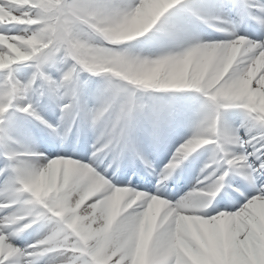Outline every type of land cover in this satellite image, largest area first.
I'll return each instance as SVG.
<instances>
[{
  "label": "clouds",
  "instance_id": "clouds-1",
  "mask_svg": "<svg viewBox=\"0 0 264 264\" xmlns=\"http://www.w3.org/2000/svg\"><path fill=\"white\" fill-rule=\"evenodd\" d=\"M177 2L178 0H110V2L72 0L71 3L59 4L56 14L60 22L55 25L54 30L46 27L51 23L49 19H45L43 24L35 20L22 21L21 18L25 14H31L34 17L53 15V13H45L40 7L29 8L26 0H18L16 4H10L8 0H0V6H2L0 12L6 9L12 19H21L20 23L11 25L23 26L22 29L10 34L13 43L22 41L21 47H25L39 37L46 42L39 53L40 60L46 61L59 53L65 62L72 61L63 76L66 73H72L73 76V73L78 74L81 70L107 76L106 95L101 106L115 94L119 95L120 100L128 97L134 98L136 107L131 116V132L134 139L138 131L137 123L141 119L148 123L153 133H157L161 129L162 122L170 115V113L161 111L151 98L146 100L144 97L137 96V89L193 88L204 97L200 104L195 131L199 125L201 131L199 139L202 141V145H217L220 141L215 138L216 134L211 128L217 110L221 113L225 109L224 106L242 103L240 100L229 97L228 88L235 80L246 75L247 71L257 63V60L248 63L242 55L246 37L238 36L235 41H201L189 32L175 50L162 53L154 58L133 53L127 48L108 47L104 43L115 45L142 36L152 29ZM21 4L23 6H20ZM205 23L213 25V20ZM221 29H226V27ZM213 48L217 52H225L231 48L235 53V59L226 62L224 56L217 55L211 62H205L199 53ZM189 53L192 54L191 61L186 70L182 72V62ZM259 61L261 68L257 77L264 75V54H259ZM113 77L116 79H112ZM74 82V80L69 81V83ZM194 82H198L200 87H189ZM2 91L0 90V93ZM5 102H7L6 98ZM118 110V105L113 106L108 117L103 120L99 138L103 136L104 143L96 149L97 152H100L104 148H109L110 144V150L116 154L117 158L121 155L123 146L113 140L109 135V130L112 119ZM261 110H264V104L261 105ZM83 120L93 128L101 123L93 125L87 112L83 113ZM219 125L220 128L225 126L221 121H219ZM186 144L187 140L177 147V151L187 150ZM232 146L228 145V147ZM9 150L17 151L20 157L28 151L26 145L19 142L15 147L10 146ZM194 150L189 151V154ZM60 160L73 159L54 157L43 165L29 162L43 173L52 168L54 161ZM78 163L86 164L79 161ZM85 170L89 173V178L76 183L73 199L77 201L78 206H83L82 211L98 213L105 218V224H112V247L135 248L146 231L152 233V245L160 240H167L171 229L164 235H158L155 231V224L159 222L164 211L172 210L173 220L176 222L192 221L195 223L199 220L212 222L233 218V226L237 230V247L242 257L237 264H264V200L253 198L246 204L243 212L221 210L212 215L196 214L210 202L214 192L212 189L209 188L204 196L191 201L181 199L178 208H173L176 203L161 196H153L148 199L146 192L129 186L114 185L89 164ZM79 176L80 173L74 174L73 180L78 181ZM97 179L100 181L101 187L94 188L93 183ZM117 194H120V210L113 223L114 200L117 199ZM33 195L27 181L13 184L6 190L0 189V198L16 203L17 207L13 210L15 219L23 221L28 218V223L17 224L16 227L28 228L29 224L36 222L37 215L46 210L38 203H26V200L32 199ZM6 206L0 205V207ZM161 206H163L162 210ZM254 206L259 209L255 216L252 212ZM57 215L59 214L57 213ZM44 218L51 219L47 215L40 217V219ZM54 232L59 233L56 238L46 240V237ZM50 234L37 241V244H43L47 248L60 245L59 248L71 251V255H65L58 264H83V258L78 259L76 251L73 250L80 246L77 236L68 231L60 221L57 222V227L53 228ZM177 239H179L178 230L173 237L174 241ZM3 243L4 237L0 234V248L3 247ZM112 261L113 264H120L118 256H114ZM126 264H131V261H126Z\"/></svg>",
  "mask_w": 264,
  "mask_h": 264
},
{
  "label": "snow or ice",
  "instance_id": "snow-or-ice-1",
  "mask_svg": "<svg viewBox=\"0 0 264 264\" xmlns=\"http://www.w3.org/2000/svg\"><path fill=\"white\" fill-rule=\"evenodd\" d=\"M185 7L189 12L205 22L219 19V17L213 15L211 11L191 5ZM242 8L248 13V15L252 16L253 19H256L262 26H264V0H242ZM3 31H5V28L0 27V32ZM221 31H227V29H221ZM238 36L244 35H236L233 32L234 38L228 40L235 41ZM0 54H6L8 56L12 55V53L8 52L4 47H0ZM259 54H264V40L257 41L247 38L242 52L246 61L251 63L254 60H258ZM199 55L205 60V62H211L217 55L224 56V52H217V50L213 48L211 50L203 51L199 53ZM26 56H31V58H35L38 61V69L39 64L44 62L39 59V54L37 55L33 53L31 49L25 46L24 56L17 57L14 62L9 60L5 64L0 65V70H3L5 73L3 83H0V90H3L2 93H0V116L7 111L8 106L14 98L17 96L26 97V94L32 88L33 79H29L27 82H22L15 77L12 70V65L14 63L29 60L25 58ZM191 56L192 54L189 53V55L184 58L182 62V72L186 70L187 65L190 63ZM39 74L43 76L45 80L49 81L52 91L61 87L63 82L69 81L72 77V73H66L63 76L62 82L57 83L54 80H50L49 77L45 76L42 72ZM189 87H200V85L198 82H194L189 85ZM252 87L254 92H264V75H260L257 79L253 80ZM72 97L73 99L71 103H66L62 106V121L67 117H71L72 122L74 123L76 116H78L80 112H87L92 124L96 125L98 122L102 121L106 112H111L113 106L118 105L119 110L115 113L114 118L112 119L109 135L116 143L123 146L121 154L125 151H131L139 155V152L136 150L135 139L131 132V116L136 107L134 98L128 97L127 99L120 100L119 95L115 94L106 104L97 108H88L86 104L80 103L75 88L72 89ZM5 98L7 102H5ZM237 100L242 101V103L224 107H238L245 110L246 116L250 118L253 127L259 135H254L251 139L244 140L235 129H231L227 126L220 128L219 121L221 113L217 110L216 118L213 121L211 128L216 134L215 138L220 142L215 145L212 162L217 163V157H219V161L226 164L227 168L224 169L222 175H214L212 181L207 185L208 189L210 188L215 191L221 187L224 176L228 175L229 172H236L255 188V194L249 193L245 195L244 201L230 212H236L237 210L243 212L246 204L253 198L264 200V110H261V106L252 98H239ZM20 111L31 114L37 120L46 124L49 128H53L51 124H48L46 120H43V118L35 111L31 101L22 105ZM53 130L56 131L55 128ZM64 134H67V130ZM200 135L201 131L198 125L193 136L187 140L185 146L187 150L180 149L178 152L176 148L171 161L165 166L162 178H167V176L170 175L171 170L189 155V151L197 149L202 145V141L199 139ZM100 139L104 141L103 136H101ZM10 140L11 137L8 136L7 132L0 128V143L3 144V155L7 161L4 168L0 169V175H5L3 186L0 187V189L4 190L13 184L25 182L21 175L20 166L23 162H29L28 160L22 159L17 151L9 150L11 146L9 143ZM228 145H239L241 146V150H232V147H228ZM110 146L111 145L109 144L108 147ZM249 146L253 149L251 152L246 151V148ZM250 157H254L255 159H250ZM58 162L59 161H54L52 166L56 165ZM72 162L78 163L76 160H66V163ZM145 164H149V162L145 160ZM81 165L83 169L87 167V164ZM208 166L209 165L206 164L205 168ZM76 173H79V170H77ZM153 196L159 195L148 194L146 198L151 199ZM196 198L197 197L190 194L189 197L183 198L182 200L191 201ZM32 202V199L26 200V203ZM180 204L181 202H176V204L173 205V208H178ZM0 205H7L6 207H0V210L5 211L6 213L5 215H0V234L4 237L3 247L0 248V264H18L17 257L25 255L29 257L36 256V252H26V250L14 245L9 239L10 235H15L24 229L16 227L17 224H21V221H17L13 215V210L17 207L16 203L2 198ZM252 212L255 216L259 212L258 207L254 206ZM48 214L47 210H45L37 215L35 219H40L42 215L48 216ZM232 219L233 218H226L224 220H215L212 222H209L208 220H199L195 223L192 221L176 222L173 220L172 210L164 211L159 222L155 224V231L158 235H164L171 229V234L168 236L167 240H160L155 245H152L151 264H205L206 261H209L210 264H237L242 257L237 247V230L233 226ZM30 225L31 224H29V227ZM177 230L179 232V239L174 241L173 237L176 235ZM52 239V235L46 237V240ZM38 246L44 251L52 249L44 247L43 244ZM110 248L105 249L104 254L106 256H111V264H113L112 258L114 256L120 258V264H126V261L132 259L134 248H116L112 246ZM82 251L84 250L82 249ZM86 251L87 254L83 256L76 252L77 258H83V264H98L97 249L87 248ZM189 253H191V255H189ZM193 257L199 259H193ZM28 264H34L33 260H29Z\"/></svg>",
  "mask_w": 264,
  "mask_h": 264
},
{
  "label": "bare ground",
  "instance_id": "bare-ground-1",
  "mask_svg": "<svg viewBox=\"0 0 264 264\" xmlns=\"http://www.w3.org/2000/svg\"><path fill=\"white\" fill-rule=\"evenodd\" d=\"M27 1V0H26ZM66 0H60L59 4L65 3ZM100 2H109V0H100ZM8 3L10 4H16L18 3V0H8ZM201 9L211 11L213 15H223L224 7L221 4L214 3V9H212V6L208 8L205 6V4H208V1L202 2ZM220 3V2H219ZM23 5V4H21ZM2 7V6H0ZM27 14H25L26 16ZM189 18L194 20L195 22L201 21L202 19L198 18L196 15H193L191 12L188 14ZM25 16L22 17V21H25ZM167 17V13L161 18L160 21L157 22V24L162 23ZM4 17L0 13V21H2ZM9 19L16 22H21V19L14 20L11 18V14L9 16ZM4 39H7L6 41H12L11 36L6 37ZM264 40V39H263ZM4 47L8 50V52L12 53L11 56H8L6 54H0V65L5 64L9 60H14V55L19 54L20 56H24V50L19 49L16 47V49L11 48L7 45L0 46ZM18 49V50H17ZM27 57V56H26ZM25 57V58H26ZM224 59L226 62H230L231 60L235 59V53L232 52L231 48H228L224 52ZM261 68V63L259 59L257 60V63L255 66L248 70L246 75L241 76L239 79L235 80L228 88V95L231 99L237 100L239 98H252L254 99L258 105L264 104V92H254L252 87V81L257 79V74L259 73ZM184 90H193V88H179ZM196 90V89H194ZM186 93H184V96L186 97ZM229 119H222V122L225 126L235 129L240 136L242 134L247 138V140L251 139L252 136L249 137L250 133H252L255 128L249 121H246L245 119L239 118L238 115H234L231 117H226ZM236 118V119H234ZM172 122V121H170ZM171 130L170 125L167 127V131ZM66 141L72 140V144L80 145L85 149H87V140L86 138L80 134L79 132H76L73 138L65 137ZM167 145L172 149V152L174 154L177 147H179L180 144L184 143L182 139H179L176 136H170L167 137ZM192 156L196 155V151L190 153ZM81 162V161H79ZM83 163V162H81ZM43 164V162H41ZM190 169H192L193 174L196 176L194 179H199L201 177L200 173L202 172V176H206L205 173L209 171V168H205V165L203 166L199 161L195 160H189L188 162ZM197 167L195 168V166ZM77 170H79L80 176L78 177V181L73 180L74 174H76ZM206 171V172H204ZM87 171L83 169L82 165L77 162L72 163H66V160H60L56 165L52 166L51 169L45 170L43 173L40 171L36 173L34 180L31 182L34 186V191L39 192V194H45L47 191H53L58 193V196L56 198V201L60 202L61 205L60 212L63 214H66L68 224L77 232V234L84 240V243L87 244L88 248H95L97 249V256H98V262H102L104 264H111V256H106L104 254L105 249L110 248L112 246L113 240H112V224H105V218L103 216H100L98 213H92L91 211L85 212L82 211V205L78 206L77 201L73 199V195L75 192V187L77 182H82L84 180H87ZM163 180L159 179L158 181ZM94 188L101 187L100 181L95 180L93 183ZM181 188V186H180ZM173 189V188H171ZM138 190V189H137ZM195 192L193 193H184L181 198L177 200V202L183 198L189 197V195H193L195 197H200L199 193L197 192L196 188H193ZM146 192L151 195H159L165 199H168L172 203H175L172 201L174 197L173 193L165 188H159V193H157L155 190H139ZM246 194H255V188L252 186H245ZM198 194H197V193ZM120 194H117V199L114 200V208L115 212L112 216V222H115V219L119 215L120 210ZM244 201L243 198L238 197L237 195H234V199L227 202V208L234 210L240 203ZM225 208V207H223ZM163 209V206H161V210ZM202 212H198L196 214H201ZM159 217V213L157 214ZM154 231V230H153ZM151 247H152V233L151 232H145L142 239H140L132 253V259L131 264H151ZM191 255V253H189ZM193 259H199L197 257H193ZM205 264H210L209 261H206Z\"/></svg>",
  "mask_w": 264,
  "mask_h": 264
},
{
  "label": "rangeland",
  "instance_id": "rangeland-1",
  "mask_svg": "<svg viewBox=\"0 0 264 264\" xmlns=\"http://www.w3.org/2000/svg\"><path fill=\"white\" fill-rule=\"evenodd\" d=\"M59 1L60 0H27L26 2H29L32 5V6L30 5L31 8L40 7L41 10L44 11L45 13H53V15L50 16V17L49 16H36V17H34V16H31V14H27L26 15V20L27 21L28 20L29 21L30 20H35L36 22L43 24L45 19H49L51 21V23H49L46 27L51 28V29L54 30L55 29V25L60 22L59 19H58L57 14H56V9L59 6ZM66 1L69 2V3L72 2V0H66ZM0 13L3 14V16H8L9 15V12L6 9L3 12H0ZM7 18H6V20H8ZM8 36H10V35H8ZM5 37L6 36L0 35V46L7 45V46H9L11 48H14V49H16V47H17L19 49L24 50V47H21V44L23 43L22 41H18V42L13 43V41H6L7 39H4ZM45 43L46 42L44 40H42L41 38L37 37L35 40H33L30 43H28L26 45V47L31 49L32 52L34 53L38 49L41 48V45H43ZM132 52L136 53V54H139V55H142V56H147V54H151V53L142 54V52L135 51V50H133ZM155 56H156V54L152 55V56H149V57L154 58ZM17 57H20V55L19 54L14 55V59H16Z\"/></svg>",
  "mask_w": 264,
  "mask_h": 264
}]
</instances>
